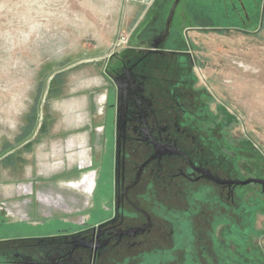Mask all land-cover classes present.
Segmentation results:
<instances>
[{"label":"rangeland","instance_id":"374dc122","mask_svg":"<svg viewBox=\"0 0 264 264\" xmlns=\"http://www.w3.org/2000/svg\"><path fill=\"white\" fill-rule=\"evenodd\" d=\"M160 1L130 30L128 0H0L1 241L40 238L60 227L54 220L62 214H101L93 202L111 162L106 68L134 47L190 50L197 85L220 126L213 134L243 171L234 177L264 179V0L251 23L237 17L241 0H224V15L210 17L219 29L180 22L184 0ZM121 36L127 41L118 45ZM236 189L240 216L233 225L222 210L215 257L264 264V191L255 183ZM183 199L171 203L183 208ZM179 226L178 241L199 246L198 234Z\"/></svg>","mask_w":264,"mask_h":264},{"label":"flooded vegetation","instance_id":"af4514ba","mask_svg":"<svg viewBox=\"0 0 264 264\" xmlns=\"http://www.w3.org/2000/svg\"><path fill=\"white\" fill-rule=\"evenodd\" d=\"M179 47H134L107 65L111 162L93 202L101 214H62L54 220L60 227L40 238L0 240V264L221 263L216 225L225 208L236 224V187L248 184L231 183L244 180L234 177L243 171L213 134L220 126L208 94L197 85L190 50ZM179 194L183 208L171 203ZM184 223L199 246L178 241Z\"/></svg>","mask_w":264,"mask_h":264},{"label":"crops","instance_id":"0c3cea01","mask_svg":"<svg viewBox=\"0 0 264 264\" xmlns=\"http://www.w3.org/2000/svg\"><path fill=\"white\" fill-rule=\"evenodd\" d=\"M128 1L127 15L131 21L127 27L132 30L140 20L142 14L151 6L153 0H151L149 4L139 0ZM173 1L174 0H161L158 5L159 7H164L165 5L171 4ZM251 2L248 0H241L238 2L237 9L239 15H237V17L239 19L242 18L243 22L251 23L255 21L260 14V0H253ZM224 9V0H184L179 11L178 20L180 22L190 21L194 24L193 27H195V29H206L214 27L210 25L212 24V22H210L212 20L210 17L215 16L218 18L220 15H224ZM245 27L246 26H244V28Z\"/></svg>","mask_w":264,"mask_h":264},{"label":"water","instance_id":"95a60500","mask_svg":"<svg viewBox=\"0 0 264 264\" xmlns=\"http://www.w3.org/2000/svg\"><path fill=\"white\" fill-rule=\"evenodd\" d=\"M144 3H150L151 0H143ZM231 183L235 184H240V185H245L249 183H258L261 184L264 187V179L262 178H255V177H250L244 180H232Z\"/></svg>","mask_w":264,"mask_h":264},{"label":"trees","instance_id":"16d2710c","mask_svg":"<svg viewBox=\"0 0 264 264\" xmlns=\"http://www.w3.org/2000/svg\"><path fill=\"white\" fill-rule=\"evenodd\" d=\"M55 76H56V75H54L53 80L57 79V78H56L57 76H56V77H55ZM35 118H36V116H35ZM34 122H35V120H34V118H33V121L31 122L30 127L28 128L26 134H28L29 132H31V130H32V128H33V124H34ZM43 125H44V122H42V124L40 125V128H39L38 131L41 130V128H42ZM8 156H9V155H7L6 158H7Z\"/></svg>","mask_w":264,"mask_h":264},{"label":"built area","instance_id":"2783aa9c","mask_svg":"<svg viewBox=\"0 0 264 264\" xmlns=\"http://www.w3.org/2000/svg\"><path fill=\"white\" fill-rule=\"evenodd\" d=\"M127 41V38L125 36H121L119 39H118V45H121L123 43H125Z\"/></svg>","mask_w":264,"mask_h":264},{"label":"bare ground","instance_id":"6f19581e","mask_svg":"<svg viewBox=\"0 0 264 264\" xmlns=\"http://www.w3.org/2000/svg\"><path fill=\"white\" fill-rule=\"evenodd\" d=\"M81 154H82V156H83V155H84V151H83V152H81ZM88 180H89V179H88ZM88 180H87V181H88Z\"/></svg>","mask_w":264,"mask_h":264}]
</instances>
